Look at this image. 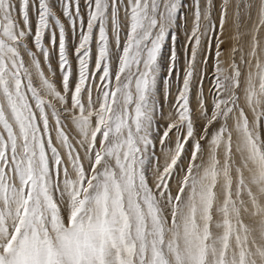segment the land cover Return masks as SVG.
Segmentation results:
<instances>
[{
	"label": "snow or ice",
	"instance_id": "snow-or-ice-1",
	"mask_svg": "<svg viewBox=\"0 0 264 264\" xmlns=\"http://www.w3.org/2000/svg\"><path fill=\"white\" fill-rule=\"evenodd\" d=\"M0 264H264V0H0Z\"/></svg>",
	"mask_w": 264,
	"mask_h": 264
},
{
	"label": "rangeland",
	"instance_id": "rangeland-1",
	"mask_svg": "<svg viewBox=\"0 0 264 264\" xmlns=\"http://www.w3.org/2000/svg\"><path fill=\"white\" fill-rule=\"evenodd\" d=\"M45 39H46V41H47V37H46ZM54 67H55V65H54Z\"/></svg>",
	"mask_w": 264,
	"mask_h": 264
}]
</instances>
